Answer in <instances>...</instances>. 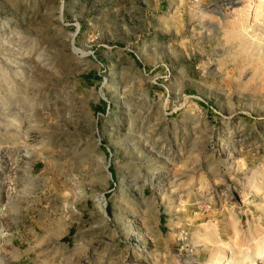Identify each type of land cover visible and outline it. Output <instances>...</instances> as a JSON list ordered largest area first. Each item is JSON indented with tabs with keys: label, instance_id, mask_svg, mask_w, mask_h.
I'll use <instances>...</instances> for the list:
<instances>
[{
	"label": "rangeland",
	"instance_id": "rangeland-1",
	"mask_svg": "<svg viewBox=\"0 0 264 264\" xmlns=\"http://www.w3.org/2000/svg\"><path fill=\"white\" fill-rule=\"evenodd\" d=\"M263 251L264 0H0V264Z\"/></svg>",
	"mask_w": 264,
	"mask_h": 264
},
{
	"label": "bare ground",
	"instance_id": "bare-ground-1",
	"mask_svg": "<svg viewBox=\"0 0 264 264\" xmlns=\"http://www.w3.org/2000/svg\"><path fill=\"white\" fill-rule=\"evenodd\" d=\"M231 248H232V245L229 244L226 248V251H230ZM262 257H264V251L256 253V255L253 258L254 260H251V261L243 260V261H245V264H256L255 260L261 259ZM228 258H229V255L225 253L221 258L217 259L215 264H225Z\"/></svg>",
	"mask_w": 264,
	"mask_h": 264
}]
</instances>
